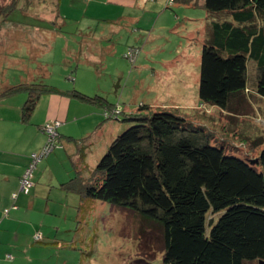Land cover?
Here are the masks:
<instances>
[{
    "label": "trees",
    "instance_id": "obj_1",
    "mask_svg": "<svg viewBox=\"0 0 264 264\" xmlns=\"http://www.w3.org/2000/svg\"><path fill=\"white\" fill-rule=\"evenodd\" d=\"M172 1L176 7L204 9L208 21L217 16L201 46L197 96L199 105L216 108L218 116L238 119L249 107L247 61L258 70L253 93L264 98V0ZM14 4L0 6V16H10ZM20 93L27 96L21 109L27 122L41 94L61 92L41 83L20 84L0 97ZM65 94L99 106L105 122H135L114 138L87 178L77 172L62 185L80 196L81 206L85 201L108 203L158 226L161 264L264 261V150L247 161L201 142L198 133L206 137L218 117L204 111L154 110L141 104L137 109L143 113L126 114L99 96L75 90ZM198 172L207 183H198Z\"/></svg>",
    "mask_w": 264,
    "mask_h": 264
},
{
    "label": "rangeland",
    "instance_id": "obj_2",
    "mask_svg": "<svg viewBox=\"0 0 264 264\" xmlns=\"http://www.w3.org/2000/svg\"><path fill=\"white\" fill-rule=\"evenodd\" d=\"M140 1L135 8L127 9L108 0H0L1 7L16 5L10 16H0V82L9 80L13 84V79L20 82L33 71L34 81L50 83L60 90L74 89L87 96L98 93L109 104L127 108L126 114L143 113L138 106L156 104L155 99L167 105L164 108L163 104L158 105L154 110L175 109L172 103H178V98L171 95L188 98L178 105L192 104L198 87L197 58L203 44L198 39L201 30L198 25L207 13L197 8H165L166 0ZM194 16L197 18L192 19ZM195 31L198 32L194 34ZM86 33L89 34L81 36ZM129 49L138 51L133 63L124 57ZM184 64L192 74L186 82ZM257 76L256 64L247 61V95L254 92ZM262 103L244 107L242 116L232 122L218 116L216 108L204 111L218 116L212 123L218 131L207 128L206 137L199 132L200 141L242 160L257 158L264 150V99ZM83 121L70 131L77 136L85 134ZM116 122L110 120L105 124L108 127ZM121 124L129 128L135 122L125 120ZM106 131L107 128L87 153V166L100 160L98 147L103 144ZM42 149L29 158L39 156ZM54 151L65 155L62 149ZM62 165L70 164L65 159ZM196 178L199 184L206 181L201 172L196 173ZM75 212L78 223L74 221L75 214H70V231L64 226L57 232L48 231L64 243L40 235V242L35 244L41 259L37 264L162 263L161 231L155 224L99 201L82 206L76 203Z\"/></svg>",
    "mask_w": 264,
    "mask_h": 264
},
{
    "label": "crops",
    "instance_id": "obj_3",
    "mask_svg": "<svg viewBox=\"0 0 264 264\" xmlns=\"http://www.w3.org/2000/svg\"><path fill=\"white\" fill-rule=\"evenodd\" d=\"M109 2L129 9L135 8L141 1L108 0ZM165 5L167 7V0ZM171 7H176V5ZM150 9H153V5ZM194 17L192 19L197 18V16ZM215 17H210L211 19L208 21L209 16L207 14L203 19L201 16L200 19L202 20H199L200 25H198L201 30L193 33L198 32V39L201 38L202 43L206 39L207 28L211 20L216 19ZM46 24L48 26L50 23L46 22ZM87 34L89 33L81 34V36ZM86 40L89 41L90 38L87 37ZM197 59V64L199 65L200 56ZM185 65L183 68V78L186 82V78L191 79L192 74L189 71L190 69L186 70ZM34 77L35 75L31 71L25 79H19L20 82H16L17 79H13L14 83L12 84L9 80H4L0 82V93L8 87L20 84H46L34 81ZM178 82L182 83L181 80H178ZM185 82L183 83L185 84ZM46 85L54 87L63 94H41L35 110L27 122H23L21 118V109L27 99L26 94L20 93L0 97V264H37L41 259L38 255L39 249H37L35 244L40 241L35 242L34 235L39 234L46 237V235H49L48 231L54 230L57 232L62 226L69 227L67 231H70L72 229L69 222L70 214H75L74 221H76V224L78 223V214L75 210L76 203L78 205L82 203L81 198L75 193L63 190L62 185L73 179L77 172H81L84 178L90 175L95 167L94 163L96 160L91 162L90 166H87V153L94 143L100 141V137H102L106 128L107 131L105 132L106 135H104L103 144L98 147V158L102 157L114 138L127 127L126 125H122V122H116V124L106 127L107 125L102 119V110L99 106L80 101L65 94L74 89L60 90L50 83ZM246 90L249 91L248 89ZM97 95L99 94L95 93V96ZM171 96L178 98V103H172L175 109H180L183 112L190 109H200V112H211V109L215 110L213 107L199 105L197 95H195L196 98L194 100L192 98V104L187 103L184 106L178 105L179 101L183 104L188 98L186 99L182 95H178L177 97L175 95ZM263 99L256 93L247 95L245 91V100L249 103V108L251 105L257 106L263 104ZM156 101L157 99L153 101L156 104H151L150 107L152 109L163 104ZM165 105L167 104H163L161 107L164 108ZM116 107L120 111L127 110V108H121L118 104ZM82 120H84L85 130L83 133L85 134L77 136L70 130ZM50 121L60 122L58 134L62 145L61 149L65 152V155L58 152L55 153L56 150L52 152V156L48 155L42 158L37 163L35 171L33 170V187L28 195H24L19 192L20 178L30 163V154L37 153L44 147L46 137L42 134L40 128ZM79 140H82V145H84L82 156L79 149L80 145L78 144ZM65 159L69 161L70 165L61 166L62 161ZM71 173H73V176ZM13 194H16L15 200L11 199ZM86 203L87 201H85ZM13 204H15L16 209L11 208ZM4 210H8L7 215H4ZM49 239L63 242L58 235L54 237L49 235ZM30 251L34 254L30 255Z\"/></svg>",
    "mask_w": 264,
    "mask_h": 264
},
{
    "label": "built area",
    "instance_id": "obj_4",
    "mask_svg": "<svg viewBox=\"0 0 264 264\" xmlns=\"http://www.w3.org/2000/svg\"><path fill=\"white\" fill-rule=\"evenodd\" d=\"M154 1V0H153ZM157 1V0H156ZM172 0H167V6H171ZM137 55V51L134 49H129L125 54V58L129 59L131 63L135 61V57ZM108 113L104 114V118L108 117ZM60 126L59 121H50L45 123L41 128L40 131L46 137V143L41 151V154L37 156L36 154L30 158V163L23 172L20 178V185H19V192L28 195L30 193L31 188L33 187L32 175L33 170L35 169L37 163L44 157L48 156L52 153L55 149H61L62 145L58 140V128ZM16 194L11 196L12 200H15ZM12 209H16L15 204L12 205ZM8 210H4V215H7ZM41 240V236L39 234L34 235V241L39 242ZM10 258V257H8Z\"/></svg>",
    "mask_w": 264,
    "mask_h": 264
},
{
    "label": "water",
    "instance_id": "obj_5",
    "mask_svg": "<svg viewBox=\"0 0 264 264\" xmlns=\"http://www.w3.org/2000/svg\"><path fill=\"white\" fill-rule=\"evenodd\" d=\"M258 264H264V261L263 260H259Z\"/></svg>",
    "mask_w": 264,
    "mask_h": 264
}]
</instances>
